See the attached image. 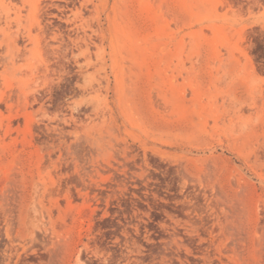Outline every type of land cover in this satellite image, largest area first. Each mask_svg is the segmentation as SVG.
<instances>
[{
    "label": "rangeland",
    "instance_id": "1",
    "mask_svg": "<svg viewBox=\"0 0 264 264\" xmlns=\"http://www.w3.org/2000/svg\"><path fill=\"white\" fill-rule=\"evenodd\" d=\"M0 264H264V0H0Z\"/></svg>",
    "mask_w": 264,
    "mask_h": 264
}]
</instances>
